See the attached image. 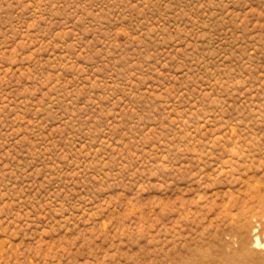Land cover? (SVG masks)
<instances>
[{
  "label": "rangeland",
  "instance_id": "1",
  "mask_svg": "<svg viewBox=\"0 0 264 264\" xmlns=\"http://www.w3.org/2000/svg\"><path fill=\"white\" fill-rule=\"evenodd\" d=\"M0 264H264V0H0Z\"/></svg>",
  "mask_w": 264,
  "mask_h": 264
},
{
  "label": "bare ground",
  "instance_id": "2",
  "mask_svg": "<svg viewBox=\"0 0 264 264\" xmlns=\"http://www.w3.org/2000/svg\"><path fill=\"white\" fill-rule=\"evenodd\" d=\"M197 173L193 172L192 174H190V177H197Z\"/></svg>",
  "mask_w": 264,
  "mask_h": 264
}]
</instances>
